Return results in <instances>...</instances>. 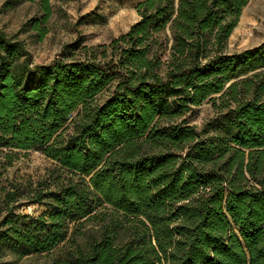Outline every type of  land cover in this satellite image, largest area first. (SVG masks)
Here are the masks:
<instances>
[{
    "label": "trees",
    "instance_id": "trees-1",
    "mask_svg": "<svg viewBox=\"0 0 264 264\" xmlns=\"http://www.w3.org/2000/svg\"><path fill=\"white\" fill-rule=\"evenodd\" d=\"M248 1L140 0L126 32L47 63L0 31V149L52 160L0 182V264L66 241L49 264H264V42L227 50ZM206 98L229 110L212 136L186 116Z\"/></svg>",
    "mask_w": 264,
    "mask_h": 264
},
{
    "label": "rangeland",
    "instance_id": "rangeland-1",
    "mask_svg": "<svg viewBox=\"0 0 264 264\" xmlns=\"http://www.w3.org/2000/svg\"><path fill=\"white\" fill-rule=\"evenodd\" d=\"M138 1L140 0H50L51 13L45 22H40V26L44 28L41 35L34 25L42 15L37 0H0V31L8 37L20 39L31 54L33 62L47 63L67 55L63 54L66 44L74 42L79 46H93L108 43L126 32L140 18L136 8ZM262 42L264 0H249L227 39V50L237 52L254 49ZM73 54L83 56L79 47ZM228 114V108L221 110L206 98L186 116L189 123L196 124L198 129L205 127L206 136H212L221 131L219 126ZM8 151L6 148L0 149V182L8 187L12 182L41 178L52 165V160L37 148L14 150L11 154ZM20 209L39 215L45 208L39 203H25ZM85 226L78 242H86L91 235L92 226L96 227L93 222ZM69 245L70 242L66 241L51 252L23 256L7 250L4 259L10 261V264H49L53 257L65 252Z\"/></svg>",
    "mask_w": 264,
    "mask_h": 264
}]
</instances>
